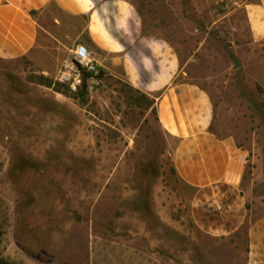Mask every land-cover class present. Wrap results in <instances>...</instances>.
<instances>
[{
    "label": "rangeland",
    "instance_id": "1",
    "mask_svg": "<svg viewBox=\"0 0 264 264\" xmlns=\"http://www.w3.org/2000/svg\"><path fill=\"white\" fill-rule=\"evenodd\" d=\"M128 1L144 32L177 52L180 79L210 94L213 131L248 152L242 186L264 210V42H253L247 19L258 0ZM83 27L66 18L53 37L43 32L45 64L0 57L3 247L14 248L21 264H109L97 245L116 236L132 242L133 264L142 255L146 264H246V227L217 238L194 225L193 191L174 167L175 141L121 71L102 66L103 75L76 92L38 83L41 75L57 82L71 50L84 43Z\"/></svg>",
    "mask_w": 264,
    "mask_h": 264
},
{
    "label": "crops",
    "instance_id": "2",
    "mask_svg": "<svg viewBox=\"0 0 264 264\" xmlns=\"http://www.w3.org/2000/svg\"><path fill=\"white\" fill-rule=\"evenodd\" d=\"M36 11V15L32 14ZM49 24L44 25L43 19ZM66 18L84 22L79 36L101 66L122 72L128 83L153 101L159 124L174 141L173 161L180 179L193 191L191 218L206 234L227 238L247 228L246 264H264V210L256 209L243 189L248 152L229 137L213 131L215 110L208 91L180 79L181 61L162 37L144 32L140 12L128 0H0V57H27L45 64L53 37ZM254 43L264 42V0L248 6ZM62 41L57 39L56 46ZM151 108V109H152ZM3 232V229L1 227ZM0 264H21L14 248H4ZM99 240V239H98ZM100 241V240H99ZM97 245L103 258L133 264L132 242L116 236ZM147 254V251H141ZM148 258L141 256V263Z\"/></svg>",
    "mask_w": 264,
    "mask_h": 264
},
{
    "label": "built area",
    "instance_id": "3",
    "mask_svg": "<svg viewBox=\"0 0 264 264\" xmlns=\"http://www.w3.org/2000/svg\"><path fill=\"white\" fill-rule=\"evenodd\" d=\"M102 71L103 68L95 52L86 44L78 43L71 50V55L64 61L56 81L76 92L90 78H100Z\"/></svg>",
    "mask_w": 264,
    "mask_h": 264
},
{
    "label": "trees",
    "instance_id": "4",
    "mask_svg": "<svg viewBox=\"0 0 264 264\" xmlns=\"http://www.w3.org/2000/svg\"><path fill=\"white\" fill-rule=\"evenodd\" d=\"M36 11H32V14L33 15H36ZM103 75V71H102V73H101V76ZM38 83L39 84H42V85H45V86H48V87H51V88H54V89H56L58 92H62V90H60L57 86H64V85H62V84H60V83H58V82H54V80L53 79H51V78H49V77H47V76H44V75H41V76H39V78H38ZM85 85V84H84ZM138 91V90H137ZM145 95V94H144ZM145 97H147L146 95H145ZM147 100H148V104H147V107H148V109H151L152 107H153V101L151 100V99H149L148 97H147ZM152 110H154V112H156V110H155V108H152ZM261 114H262V116L264 117V112L263 111H261ZM1 224H0V235H2V230H1Z\"/></svg>",
    "mask_w": 264,
    "mask_h": 264
},
{
    "label": "water",
    "instance_id": "5",
    "mask_svg": "<svg viewBox=\"0 0 264 264\" xmlns=\"http://www.w3.org/2000/svg\"><path fill=\"white\" fill-rule=\"evenodd\" d=\"M232 58H233V61L236 65V67L239 68L240 67V60L235 55H232Z\"/></svg>",
    "mask_w": 264,
    "mask_h": 264
}]
</instances>
